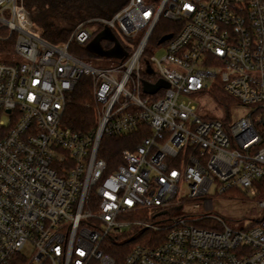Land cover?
<instances>
[{
	"label": "built area",
	"instance_id": "obj_1",
	"mask_svg": "<svg viewBox=\"0 0 264 264\" xmlns=\"http://www.w3.org/2000/svg\"><path fill=\"white\" fill-rule=\"evenodd\" d=\"M160 18L176 33L144 57ZM104 27L137 45L94 60L68 49ZM0 44V264H264V214L234 227L209 212L230 189L264 195V0H127L63 44L40 37L23 0H0ZM81 80L87 132L62 122ZM217 86L250 112L201 114L193 100ZM130 134L133 147L101 155L103 136Z\"/></svg>",
	"mask_w": 264,
	"mask_h": 264
},
{
	"label": "trees",
	"instance_id": "obj_2",
	"mask_svg": "<svg viewBox=\"0 0 264 264\" xmlns=\"http://www.w3.org/2000/svg\"><path fill=\"white\" fill-rule=\"evenodd\" d=\"M23 2L40 37L52 44H63L68 41L73 28L79 22L93 17H110L124 6L126 0H23ZM175 25L173 21L160 18L147 41L146 49L150 44H160L158 41L162 35L167 33L174 35L177 30ZM113 35L121 47L137 45L139 40L138 37H134L127 39L126 42V38L120 37L115 31ZM90 41L83 44L70 41L68 49L78 57L87 60L106 57L99 56L87 48ZM100 46L102 50L107 51L113 47V42L101 39ZM6 49L10 50L9 45L0 44V53ZM127 49L131 48L127 47ZM210 94L226 109L234 101V98L226 94L219 86L214 88ZM95 120V105L90 86L87 80H81L65 109L62 122L71 130L87 132L94 127ZM139 140L140 137L133 134L103 136L101 155L108 159L116 158L122 148L133 147Z\"/></svg>",
	"mask_w": 264,
	"mask_h": 264
},
{
	"label": "rangeland",
	"instance_id": "obj_3",
	"mask_svg": "<svg viewBox=\"0 0 264 264\" xmlns=\"http://www.w3.org/2000/svg\"><path fill=\"white\" fill-rule=\"evenodd\" d=\"M95 27L97 28V26ZM95 27L92 28L95 29ZM125 41L127 42L128 40L125 39ZM163 45L164 44L148 45L147 49L145 50L144 57H147L151 54L156 57H160L164 51ZM107 53L111 55L114 54L111 50H107ZM0 58L8 59L9 57L6 55V53H0ZM193 102L196 105L197 110L203 115L218 118L230 117L232 121L238 120L241 117L247 115L251 110L250 106L242 105L235 99L226 109V107L218 103L212 94L202 95L197 98L196 101L193 100ZM261 194L262 193L246 190L243 188L232 189L228 193L222 195L221 198L215 200L213 202L212 210L209 212L213 215L222 217L228 224L234 227H244L248 224H251L253 220L259 219L262 214H264V211L259 210L255 203L264 197V195ZM21 253L25 257H29L31 254L29 245H26Z\"/></svg>",
	"mask_w": 264,
	"mask_h": 264
},
{
	"label": "water",
	"instance_id": "obj_4",
	"mask_svg": "<svg viewBox=\"0 0 264 264\" xmlns=\"http://www.w3.org/2000/svg\"><path fill=\"white\" fill-rule=\"evenodd\" d=\"M170 37H171V33L164 34L160 37L158 42L162 43L165 40L169 39ZM101 39H108V40L113 42V47L110 49L111 51H113V53H114L113 55L108 54L107 51H104L101 49V46H100V40ZM87 48H89L91 51L95 52L99 56L118 57L119 58V57H122L126 54V52L120 46L119 42L117 41V39L115 38V36L113 35V33L110 31V29L108 27H104L101 31H99L91 39V41L88 43ZM162 85H163L162 82H159V84H157L156 86H151V85L145 84L144 85V91L152 93Z\"/></svg>",
	"mask_w": 264,
	"mask_h": 264
}]
</instances>
